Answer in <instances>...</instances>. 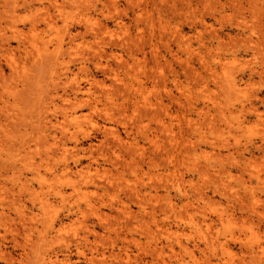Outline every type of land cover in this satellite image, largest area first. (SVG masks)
Returning <instances> with one entry per match:
<instances>
[{"label":"rangeland","instance_id":"obj_1","mask_svg":"<svg viewBox=\"0 0 264 264\" xmlns=\"http://www.w3.org/2000/svg\"><path fill=\"white\" fill-rule=\"evenodd\" d=\"M260 247L264 0H0V264Z\"/></svg>","mask_w":264,"mask_h":264},{"label":"bare ground","instance_id":"obj_2","mask_svg":"<svg viewBox=\"0 0 264 264\" xmlns=\"http://www.w3.org/2000/svg\"><path fill=\"white\" fill-rule=\"evenodd\" d=\"M71 118H72V119H73V118L75 119L74 116H72ZM39 202H40V201H39ZM43 204H45V202H44V201H41V205H43ZM219 245H220V249L223 251V250H224V248H223V247H224V246H223V243H219ZM258 247H259V246H258ZM260 249H261V250H259L258 252H257V251L255 252V251L253 250V252L255 253V255L258 254V253H262V252L264 251V248H263V247H262V248L260 247ZM255 255H254V257H258V255H256V256H255Z\"/></svg>","mask_w":264,"mask_h":264}]
</instances>
